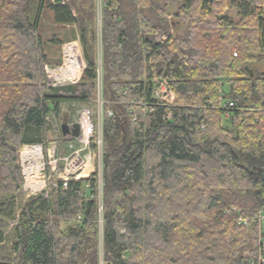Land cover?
Instances as JSON below:
<instances>
[{"label":"trees","instance_id":"1","mask_svg":"<svg viewBox=\"0 0 264 264\" xmlns=\"http://www.w3.org/2000/svg\"><path fill=\"white\" fill-rule=\"evenodd\" d=\"M99 1L100 37L96 0H0V261L259 264L264 0H179L172 15L171 0ZM46 10L78 30L74 85L45 84L59 64L46 47L61 43L42 38ZM99 79L101 175L65 180L60 165L55 186L19 202V147L53 142L62 158L75 142L62 108H96ZM154 79L175 101L145 113Z\"/></svg>","mask_w":264,"mask_h":264},{"label":"rangeland","instance_id":"2","mask_svg":"<svg viewBox=\"0 0 264 264\" xmlns=\"http://www.w3.org/2000/svg\"><path fill=\"white\" fill-rule=\"evenodd\" d=\"M97 6H98V11L96 12V28H97V33L98 36L100 37V30H101V14H100V8H99V0H96ZM179 0H171V5L169 12L172 15L177 6H178ZM171 23L173 24L172 30L174 34H181L183 31V27L175 23V20L173 21V18H171ZM41 35L42 38L48 39L51 38V35H55V38L57 40H60L61 43L58 45H47L46 47V52L49 56V59L52 61H57L59 64L52 66L46 67L45 72H46V86L49 88H54V87H61V86H69V85H74L76 84L81 76L82 73L84 72L86 68L85 60L83 57L82 53V48L78 39V30L75 26H66V25H55L53 21V13L50 10H46L44 12L43 18L41 20ZM100 44V41H99ZM98 61L100 64L101 56H100V48L98 49ZM96 108L90 109L85 106H80V105H73V106H68L65 110L69 112L70 114V124L73 122H77L79 119V116L83 113L85 110V114L88 113V115L91 116L92 120L97 123L95 126L97 127L96 134L98 135L99 131L102 130V115H101V110L103 106V100L101 96V81L97 83V98H96ZM223 124L225 127H230V123L228 120H223ZM97 139V138H96ZM53 143V142H51ZM49 143V144H51ZM48 144V145H49ZM55 144V143H54ZM23 146H41V145H21L18 149V158H19V165L20 169L22 172V163H25L27 160L25 159ZM48 147V146H47ZM47 149V148H46ZM89 149V148H88ZM86 149L85 151L80 153V156L86 157V162L87 164L81 172H79L76 175V179L79 177L83 176L85 177L86 174H91L95 171H101L102 165H101V156L97 152L90 153ZM45 150V149H43ZM79 150V143L76 141L73 144H70L67 147L66 154L61 158L58 155L51 157L49 159L48 157V152H44L47 154L43 153V157H46L44 164H45V171L48 167L53 168V160L56 161V170L60 165L64 167L65 164V159H68L71 157V155ZM24 161V162H23ZM26 164V163H25ZM53 173V174H54ZM23 174V173H22ZM60 177V174H59ZM49 184L52 186H55V183L52 182V179H50ZM30 195L28 191L25 190L24 188V180L22 182V185L20 187V190L18 191V201L22 202L29 198ZM13 225V223H11Z\"/></svg>","mask_w":264,"mask_h":264},{"label":"built area","instance_id":"3","mask_svg":"<svg viewBox=\"0 0 264 264\" xmlns=\"http://www.w3.org/2000/svg\"><path fill=\"white\" fill-rule=\"evenodd\" d=\"M101 80L99 79V82ZM175 101V95L173 92L169 89L167 82L165 81H159L154 79L153 80V93H152V103L145 104L143 108V112L150 113L153 111L155 106L158 105H165V106H172ZM234 104L233 102H228L225 105L226 113L225 116H229V109L233 108ZM83 113L79 116V119L77 120V123L79 124L80 128V134L77 139H74L77 143H79V150L75 151L70 158L65 159V164L63 167V176L65 180L67 178H76V175L83 170V168L89 164L86 162V157L80 156V153L88 149L90 153H93V148H96V151L99 156H102V130L99 131L98 135L96 134L97 127L95 126L97 123H95L91 116L88 115V113ZM102 115V110H101ZM109 115H111L109 113ZM166 118H170V114L166 116ZM102 120V118H101ZM97 138V139H96ZM36 147H39L40 151V159L37 160H31L28 155L29 152H32ZM24 155L26 156L25 159L27 160L25 163H22V175L24 178V188L26 191H28L30 197L36 196L42 192H45L47 189V185L50 181V176L55 172L56 169V161L53 160V168L51 169L50 166L48 167V171L46 169L45 171V164L44 161L46 157H43L44 152H48L49 159L55 155H57V148L56 145L53 144L50 149L43 150L42 146H23ZM94 152V153H95ZM46 154V153H44ZM47 156V154H46ZM29 159V160H28ZM24 162V161H23ZM34 168V171H32V168ZM99 174L101 175V171L99 170ZM66 186V183H64V187ZM29 197V196H28ZM244 224L247 223V221H242ZM258 229H259V235H258V262L259 264H264V240L262 239V234L264 233V213L262 211L258 212ZM254 261L251 260V264H253Z\"/></svg>","mask_w":264,"mask_h":264},{"label":"water","instance_id":"4","mask_svg":"<svg viewBox=\"0 0 264 264\" xmlns=\"http://www.w3.org/2000/svg\"><path fill=\"white\" fill-rule=\"evenodd\" d=\"M66 108L67 106H63L61 115L59 117L62 135L64 137H71L73 139H77L80 134L79 124L77 122H73L70 124V114L65 110ZM53 144L54 143L49 144L48 149H50ZM0 264H13V263L0 261Z\"/></svg>","mask_w":264,"mask_h":264},{"label":"bare ground","instance_id":"5","mask_svg":"<svg viewBox=\"0 0 264 264\" xmlns=\"http://www.w3.org/2000/svg\"><path fill=\"white\" fill-rule=\"evenodd\" d=\"M39 147H36L32 152H29L30 154L28 155V157H30V159L32 160H39L41 155H40V151H39ZM29 160V159H28ZM32 168V171H34V168Z\"/></svg>","mask_w":264,"mask_h":264}]
</instances>
